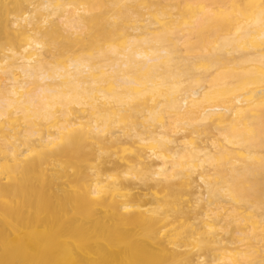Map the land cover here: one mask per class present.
I'll return each mask as SVG.
<instances>
[{
  "label": "bare ground",
  "instance_id": "obj_1",
  "mask_svg": "<svg viewBox=\"0 0 264 264\" xmlns=\"http://www.w3.org/2000/svg\"><path fill=\"white\" fill-rule=\"evenodd\" d=\"M70 1L38 0L3 21L0 225L21 215L20 181L77 145L87 156L82 181L60 199L62 247L70 243L76 264H122L137 249L148 253L142 264H257L214 236L208 209L200 224L224 251L217 258L162 244L166 217L147 205L172 189L226 190L246 201L263 193L264 0H131L107 18ZM34 8L60 13L43 28ZM155 12L165 16L158 25Z\"/></svg>",
  "mask_w": 264,
  "mask_h": 264
},
{
  "label": "rangeland",
  "instance_id": "obj_2",
  "mask_svg": "<svg viewBox=\"0 0 264 264\" xmlns=\"http://www.w3.org/2000/svg\"><path fill=\"white\" fill-rule=\"evenodd\" d=\"M10 5L4 6L0 0V31H3V21L9 14H27L38 0H10ZM131 0H73L79 7H85L92 15H102L107 18L114 12L122 9ZM155 1H176V0H155ZM191 6L198 7L204 1L188 0ZM71 2L70 0H54L55 4ZM202 2V3H201ZM65 8L70 7L65 4ZM221 12V4L216 6ZM215 9V13L218 12ZM33 22H38L43 28L50 25L56 15L53 12H46L40 8L32 10ZM160 24L165 16L157 12L153 15ZM44 24V22H46ZM43 22V23H42ZM42 24V25H41ZM69 157L66 160L61 158L48 157L36 170L27 174L22 182L20 181L18 194L22 202L21 215L12 222L0 225V253H5L0 257V264H21L24 260L26 264H76L75 258H70V243L66 244V249L62 247L61 226L65 217H62L61 209L64 204L60 201L63 195L77 190L82 179L77 177L80 166L87 158L84 149L77 145L68 146ZM122 152L117 149L114 158L118 161L122 159ZM52 165H69L71 168L67 172H58L55 176L49 173ZM130 170V168H129ZM264 172V169L262 170ZM18 175H13L11 182L19 179ZM69 181L70 185H65ZM173 190V189H172ZM167 190L163 199L158 203L147 205L156 209L166 217L162 232L158 234L162 244L176 248L179 245L182 250H186L192 255L200 256L203 261H210L217 258V255L224 252L218 250L211 243L206 242L208 234L204 232L203 224L200 220L205 218L206 210L214 213L213 219L217 225L213 226L214 236L230 240L234 247L244 250L251 254L257 264H264V190L263 193L251 197L248 201L233 198L229 191L223 190L219 193L198 192L189 188L177 191ZM175 190V189H174ZM2 204V203H1ZM0 204V208L2 205ZM207 204H210L207 206ZM259 205V208L251 205ZM209 214V212H207ZM183 231V235L194 234L192 238L177 235V231ZM94 233H90L87 241ZM176 243V245L170 242ZM235 249V250H237ZM56 252L53 255L52 253ZM234 256L240 258L237 254ZM148 253L142 249L127 254L122 264H142L148 261ZM180 254L175 253L170 261L179 259ZM105 261L106 257L101 258ZM226 260L217 259L215 262L221 263Z\"/></svg>",
  "mask_w": 264,
  "mask_h": 264
}]
</instances>
